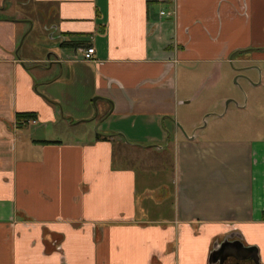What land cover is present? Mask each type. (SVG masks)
Returning <instances> with one entry per match:
<instances>
[{"label":"crops","instance_id":"0c3cea01","mask_svg":"<svg viewBox=\"0 0 264 264\" xmlns=\"http://www.w3.org/2000/svg\"><path fill=\"white\" fill-rule=\"evenodd\" d=\"M227 238L264 264V0H0V264H211Z\"/></svg>","mask_w":264,"mask_h":264},{"label":"rangeland","instance_id":"374dc122","mask_svg":"<svg viewBox=\"0 0 264 264\" xmlns=\"http://www.w3.org/2000/svg\"><path fill=\"white\" fill-rule=\"evenodd\" d=\"M36 37H37V34H36V32H33V34L31 35H29L28 36V39H27V44H26V46H24V48H23V51L25 52V50H26V48H27V45H28V43H30V42H32V43H34L35 41H36ZM34 46V45H33ZM30 52V51H29ZM29 54H31V55H35L36 54V52H35V50L34 49H32L31 50V53H29ZM236 89V88H235ZM237 91V92H236ZM233 94V93H232ZM238 94H239V89L238 90H235V93L232 95V97H229V99L228 100H231V99H234V98H237L238 97ZM210 102L211 101H209V102H207V103H204V104H202V105H198V106H194V111L192 112V114H193V116H194V114H195V116H197V118L199 117L200 118V116L202 115V113H203V115H205V114H207L208 112V114H210L209 116H207L205 119L203 118L202 119V122L200 121L199 123V127L200 126H202V127H204V129H205V132H207V133H215V132H217L218 131V133H220L221 131V133L222 134H227V132H226V130L228 129V127H230V126H232L233 124V122L235 121V120H237L238 119V117H237V115L235 116V114H233L232 113V110L230 111V112H228L225 116H223V117H220V116H218V114H219V112H221V111H217V110H208L207 108L209 107L208 105L210 104ZM229 104H231V103H229ZM233 105V104H232ZM208 106V107H207ZM229 106V105H228ZM207 107V108H206ZM226 107V106H225ZM233 108V107H232ZM231 108V109H232ZM207 112V113H206ZM195 116H194V118H195ZM198 120H200V119H198ZM220 133V134H221ZM37 136H41L40 134H38ZM164 163H163V171H165L164 173H163V171H162V175H164V177L166 178V177H168V180H170V178H171V176L173 175V169H174V165H173V155L172 154H169V156L167 157V158H165L164 159V161H163ZM167 179V178H166ZM170 182V181H169Z\"/></svg>","mask_w":264,"mask_h":264},{"label":"water","instance_id":"95a60500","mask_svg":"<svg viewBox=\"0 0 264 264\" xmlns=\"http://www.w3.org/2000/svg\"><path fill=\"white\" fill-rule=\"evenodd\" d=\"M229 258L238 261L253 260L256 264H260L258 249L254 246H246L240 238L236 240L225 239L217 247H214L210 255L211 264H225Z\"/></svg>","mask_w":264,"mask_h":264},{"label":"flooded vegetation","instance_id":"af4514ba","mask_svg":"<svg viewBox=\"0 0 264 264\" xmlns=\"http://www.w3.org/2000/svg\"><path fill=\"white\" fill-rule=\"evenodd\" d=\"M228 240H236V239L235 238H233V239L228 238ZM246 261H248V260L238 261V260H236L234 258H229L225 262V264H256L253 260H250L249 263H247Z\"/></svg>","mask_w":264,"mask_h":264},{"label":"built area","instance_id":"2783aa9c","mask_svg":"<svg viewBox=\"0 0 264 264\" xmlns=\"http://www.w3.org/2000/svg\"><path fill=\"white\" fill-rule=\"evenodd\" d=\"M94 55H95V48L90 47L84 51L83 57L85 60L89 61L94 58Z\"/></svg>","mask_w":264,"mask_h":264},{"label":"trees","instance_id":"16d2710c","mask_svg":"<svg viewBox=\"0 0 264 264\" xmlns=\"http://www.w3.org/2000/svg\"><path fill=\"white\" fill-rule=\"evenodd\" d=\"M27 116H30V115H27Z\"/></svg>","mask_w":264,"mask_h":264}]
</instances>
